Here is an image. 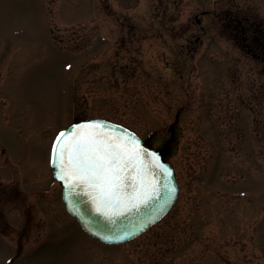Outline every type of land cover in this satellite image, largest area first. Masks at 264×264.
<instances>
[{"label":"rangeland","instance_id":"rangeland-1","mask_svg":"<svg viewBox=\"0 0 264 264\" xmlns=\"http://www.w3.org/2000/svg\"><path fill=\"white\" fill-rule=\"evenodd\" d=\"M259 41L264 0H0V264H264ZM79 118L155 148L173 125L178 197L129 241L64 208L50 152Z\"/></svg>","mask_w":264,"mask_h":264},{"label":"water","instance_id":"water-1","mask_svg":"<svg viewBox=\"0 0 264 264\" xmlns=\"http://www.w3.org/2000/svg\"><path fill=\"white\" fill-rule=\"evenodd\" d=\"M86 120H99L102 123L94 130L98 138L113 140L133 146L140 152V157L136 161L129 163L121 203L110 206V214L105 215L97 211V204L90 194L79 182L66 184L55 175L58 170L51 163L53 178L60 184L62 191V201L66 210L72 215L81 228L91 237L108 244H117L129 241L149 227L159 221L174 204L178 186L172 166L165 160L164 155L168 151L169 144L173 141V125L171 137L164 148L156 149L138 138L128 129L100 119H81L74 121L67 129L73 125ZM131 133V135H129ZM67 138V137H66ZM139 141L137 144L136 141ZM157 156H152V153ZM162 165H166V172ZM144 176L149 182H153L154 190L148 192L147 196L140 200L128 202L126 197H130L134 191L133 183L136 173ZM136 187H139L136 181ZM111 237L112 239H109Z\"/></svg>","mask_w":264,"mask_h":264},{"label":"snow or ice","instance_id":"snow-or-ice-1","mask_svg":"<svg viewBox=\"0 0 264 264\" xmlns=\"http://www.w3.org/2000/svg\"><path fill=\"white\" fill-rule=\"evenodd\" d=\"M101 123L99 120H86L70 129H62L53 141L51 163L57 167L55 175L60 180L66 184L79 182L92 194L97 211L109 215L110 206L121 203L125 195V173L129 163L139 159L140 152L128 144L98 138L94 130ZM152 156H157V153L153 152ZM162 167L168 171L166 165ZM134 175V191L126 197L128 202L140 200L154 190V181L149 182L138 172Z\"/></svg>","mask_w":264,"mask_h":264},{"label":"trees","instance_id":"trees-1","mask_svg":"<svg viewBox=\"0 0 264 264\" xmlns=\"http://www.w3.org/2000/svg\"><path fill=\"white\" fill-rule=\"evenodd\" d=\"M259 35V33L257 32V29H256V31H253L252 32V34H251V36H252V39H254V40H258V39H260L261 37L260 36H258ZM259 42H261L262 43V45H264V41H259Z\"/></svg>","mask_w":264,"mask_h":264},{"label":"flooded vegetation","instance_id":"flooded-vegetation-1","mask_svg":"<svg viewBox=\"0 0 264 264\" xmlns=\"http://www.w3.org/2000/svg\"><path fill=\"white\" fill-rule=\"evenodd\" d=\"M259 43H261V42H259ZM259 43H257V45L258 46H260V49H261V45H259ZM246 48H248V50H253L250 46H247ZM255 48V47H254ZM262 50V49H261ZM259 52H261L260 50H259ZM264 54V53H263ZM170 134V133H169Z\"/></svg>","mask_w":264,"mask_h":264}]
</instances>
